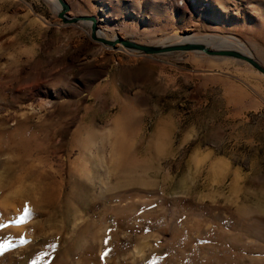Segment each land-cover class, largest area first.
<instances>
[{
    "label": "rangeland",
    "instance_id": "1",
    "mask_svg": "<svg viewBox=\"0 0 264 264\" xmlns=\"http://www.w3.org/2000/svg\"><path fill=\"white\" fill-rule=\"evenodd\" d=\"M63 1L106 40L232 37L264 68V0ZM57 13L0 0V264H264V76Z\"/></svg>",
    "mask_w": 264,
    "mask_h": 264
},
{
    "label": "water",
    "instance_id": "2",
    "mask_svg": "<svg viewBox=\"0 0 264 264\" xmlns=\"http://www.w3.org/2000/svg\"><path fill=\"white\" fill-rule=\"evenodd\" d=\"M57 1L60 5V10L57 13V17L58 19L61 20L63 24L75 25V24H79L80 22L89 23L91 39L104 46L110 48H116L117 45H120L122 48L126 50L137 52L146 56L165 55L171 53L198 52L208 57L230 58L250 65L255 71H257L259 74L264 76V68L251 57L242 55L238 52L231 50H213L201 43L186 42L175 45L146 46V45L137 44L130 40H124L118 37L112 40H106L104 38L97 36L98 29H97V21L95 18L93 17L69 18L66 15L69 11L68 5L63 0H57Z\"/></svg>",
    "mask_w": 264,
    "mask_h": 264
},
{
    "label": "bare ground",
    "instance_id": "3",
    "mask_svg": "<svg viewBox=\"0 0 264 264\" xmlns=\"http://www.w3.org/2000/svg\"><path fill=\"white\" fill-rule=\"evenodd\" d=\"M46 1L54 8L56 12L60 10V5L57 0H46ZM86 25H89V24L87 23ZM100 34L101 33H98L97 36ZM171 40H173L174 42L173 44L171 43L169 45L181 44V43H186V42L201 43V44L208 46L210 49H213V50H231V51L238 52L242 55L251 57L253 59L252 54L247 50L246 46L243 43H241L239 40L232 38V37H223V36H218V35L204 36V37L186 35L182 37H175V38H172Z\"/></svg>",
    "mask_w": 264,
    "mask_h": 264
},
{
    "label": "snow or ice",
    "instance_id": "4",
    "mask_svg": "<svg viewBox=\"0 0 264 264\" xmlns=\"http://www.w3.org/2000/svg\"><path fill=\"white\" fill-rule=\"evenodd\" d=\"M28 214H29V210L27 207H25L24 214L19 218L18 223H23L25 218L28 216Z\"/></svg>",
    "mask_w": 264,
    "mask_h": 264
},
{
    "label": "crops",
    "instance_id": "5",
    "mask_svg": "<svg viewBox=\"0 0 264 264\" xmlns=\"http://www.w3.org/2000/svg\"><path fill=\"white\" fill-rule=\"evenodd\" d=\"M135 96H137V94H135ZM135 96H134V97H135Z\"/></svg>",
    "mask_w": 264,
    "mask_h": 264
}]
</instances>
